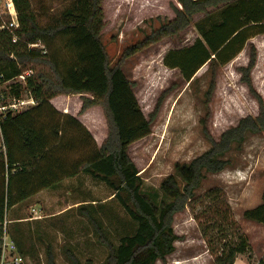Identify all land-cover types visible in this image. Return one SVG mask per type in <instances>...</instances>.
<instances>
[{
  "label": "trees",
  "instance_id": "1",
  "mask_svg": "<svg viewBox=\"0 0 264 264\" xmlns=\"http://www.w3.org/2000/svg\"><path fill=\"white\" fill-rule=\"evenodd\" d=\"M13 1L18 13L19 40L12 42L8 33L0 32L1 71L7 80L30 69L32 75L24 87L35 105L8 113L0 125L5 149L0 152V256L9 209L65 178L84 174L112 191L110 199L121 205L133 229L114 244L95 215L102 207L90 203L78 206L77 211L91 224L98 242L108 249L100 264H155L158 260L166 264V256L174 251L177 239L173 215L196 201L195 190L206 173H218L230 164L228 152L240 148L248 134L264 131V103L250 80L254 49L251 48L247 65L240 70L242 81L257 98L258 114L240 118L218 140L210 138L206 151L188 163L176 164L174 173L161 181L158 197L157 192L144 191L138 170L127 153L131 143L150 133V120L144 117L132 83L122 71V60L113 66L109 64L100 36L104 26L103 0H67V6L44 24L31 0ZM178 3L179 7H173V18L144 41L126 49L124 56L177 34L192 23L194 15L202 13L204 18L196 24L199 37L187 47L168 50L162 62L169 69H178L186 81L207 63L208 99L215 86L217 68L234 59L251 38L264 34V0ZM57 42L60 44L55 45ZM33 43L43 45L45 52L38 47L29 48ZM54 45L56 48H52ZM58 95H80L79 114L100 107L106 135L99 146L76 117L52 108L49 99ZM56 115L64 119L62 124L53 122ZM48 116L51 119L47 120ZM215 192L214 189L205 195L209 203L194 217L213 264H234L237 254L247 251L248 240L225 198ZM243 217L264 225V189L261 203L245 210ZM10 240L18 254L16 240ZM67 256L71 264H93L89 260L81 263L70 251ZM46 264H55L50 247L46 250Z\"/></svg>",
  "mask_w": 264,
  "mask_h": 264
},
{
  "label": "rangeland",
  "instance_id": "2",
  "mask_svg": "<svg viewBox=\"0 0 264 264\" xmlns=\"http://www.w3.org/2000/svg\"><path fill=\"white\" fill-rule=\"evenodd\" d=\"M31 2L43 24L69 3L67 0ZM179 6L178 0L102 1L104 26L100 36L109 64L113 66L122 60V71L132 83V91L144 117L150 120V133L131 143L127 153L138 170L144 191L157 192L158 197L161 181L174 173L176 164L188 163L206 151L210 147V138L218 140L221 133L235 126L240 118L258 114L257 98L242 81L240 70L247 65L251 48L255 52V62L250 70L251 87L264 103V34L251 38L234 59L217 68L215 86L208 99L205 96L210 81L207 63L189 81L183 78L178 69L163 65L162 59L168 50L187 47L199 37L196 24L204 18L202 13L194 15L192 23L177 34L124 56L126 49L144 41L162 23L173 18V7ZM208 10L215 12L213 8ZM55 45L52 48H56ZM18 85L15 87L11 83L6 87L9 95L11 92L26 94L24 84ZM63 97L65 100L66 97ZM66 100L68 114L77 116V119L81 117L82 114L78 113L80 106L77 108V102H81L80 95H70ZM51 117L48 116L47 120ZM84 119L93 139L100 138L106 131L101 111L90 112ZM63 121L62 117L56 115L53 122L62 124ZM227 157L230 164L223 170L205 174L195 190L196 201L173 215L172 226L177 239L174 251L166 256V264H213V256L207 249L194 215L208 205L209 200L205 195L214 189L216 194L225 198L232 217L248 240L247 251L237 254L234 264H260L264 260V225L243 217L245 210L261 203L264 189V131L248 134L241 147L233 148ZM79 176L80 184L76 185L75 192L65 195V192L58 190L59 198L55 196L48 200L51 204L40 208L25 202L17 210L7 212L3 234L7 239L16 240L17 252L22 257L21 264H46L48 247L52 250L55 264H71L67 256L69 251L81 263L89 260L93 264H100L104 261L108 249L98 242L95 230L79 214L78 207L67 211L73 213H65L67 222H62L64 215L49 217L38 223H31L27 219L37 212L59 211L73 197L84 202L94 200L95 205L92 206L102 207L95 215L114 244L121 236L132 232L131 221L121 205L115 199L108 198L112 191L102 182L84 174ZM17 215L25 216L26 221L14 222L9 219ZM5 260H9V257ZM155 264L163 263L158 260Z\"/></svg>",
  "mask_w": 264,
  "mask_h": 264
},
{
  "label": "built area",
  "instance_id": "3",
  "mask_svg": "<svg viewBox=\"0 0 264 264\" xmlns=\"http://www.w3.org/2000/svg\"><path fill=\"white\" fill-rule=\"evenodd\" d=\"M19 28L18 13L13 0H0V32L5 31L11 37L12 42H17L19 40L16 29ZM29 48L38 47L44 53L45 48L39 43L29 44ZM32 75V71L27 69L22 71L20 74L5 80L3 72L1 71L0 63V125L2 120L6 117L8 113L14 114L22 111V109L31 107L35 105V101L29 92L26 90L25 95L13 94L12 92L9 95L6 87L13 83L15 87L18 84L23 83L28 77ZM3 137L1 134L0 126V152H4ZM16 252V247L14 243L7 239L6 235L2 236V245H1V256L0 264L9 263V264H21L22 257L19 256ZM6 257H9V260H5Z\"/></svg>",
  "mask_w": 264,
  "mask_h": 264
},
{
  "label": "crops",
  "instance_id": "4",
  "mask_svg": "<svg viewBox=\"0 0 264 264\" xmlns=\"http://www.w3.org/2000/svg\"><path fill=\"white\" fill-rule=\"evenodd\" d=\"M63 96L66 97L65 100H64ZM68 97L70 98V95H58V96H55V97H52L51 99H49V103L53 107V109H55L59 113L68 114V112L66 110V104H67L66 103V101H67L66 99ZM80 105H81V102L78 101L77 102V108ZM97 110L101 111L99 106L91 107L87 111L82 113L81 117L78 116V119H79L78 121H80V123L89 132H90V128L87 125L84 117L88 113L94 112V111H97ZM74 117L77 118V116H74ZM102 119L104 120L103 115H102ZM102 123L105 125V121L102 122ZM105 128H106V125H105ZM105 128H104V130H105ZM105 135H106V131H104L103 135L100 138H97V139L94 138L95 143H96L97 146H99L101 144V142H102L103 138L105 137ZM79 175L80 174H77V175H75L73 177H68V178H65V179L61 180L55 186H53L51 188L43 189V190L35 193L34 195L30 196L25 202H28L29 205H33V207L34 206L35 207L38 206L40 208L45 207V206H47V203L51 204V202H49L48 200L56 198L55 196L58 197L60 195V192H58V190H61L62 192H65V195L75 192L76 185L80 184V179H79L80 176ZM111 196H112V194L108 195V198H111ZM69 200L70 201L67 203L68 205L66 207H63L59 211H57V210L55 212H47V211H45V213H38L37 212L38 214L36 213L35 215H31L30 214L28 216L29 218H27V219H28V221H31V223H33V221H36V223H38L37 221H41V220H44V219L49 218V217H55V216L64 215L65 217L62 220V222L63 221L67 222V219H66L67 215H65V213H73V212H67V211L71 210L72 208L76 209V207H78L81 204H85V203H90V204L95 205V201L94 200H88L87 202H84V200H80L79 201L75 197L70 198ZM25 202H23V203H25ZM22 204H19L17 206L12 207L11 209L8 210V212H11L12 210H17V208L20 207V205H22ZM35 212H36V210H35ZM9 219L13 220L14 222H22V221L25 220V216L17 215V216H13V217H11Z\"/></svg>",
  "mask_w": 264,
  "mask_h": 264
}]
</instances>
